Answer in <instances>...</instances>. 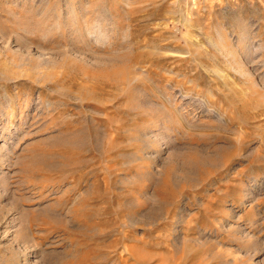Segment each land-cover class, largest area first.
Here are the masks:
<instances>
[{
	"label": "rangeland",
	"instance_id": "1",
	"mask_svg": "<svg viewBox=\"0 0 264 264\" xmlns=\"http://www.w3.org/2000/svg\"><path fill=\"white\" fill-rule=\"evenodd\" d=\"M0 264H264V0H0Z\"/></svg>",
	"mask_w": 264,
	"mask_h": 264
}]
</instances>
